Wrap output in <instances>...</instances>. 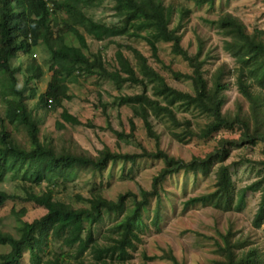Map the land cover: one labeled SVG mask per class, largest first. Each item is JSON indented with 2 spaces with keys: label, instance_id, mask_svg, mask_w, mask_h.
<instances>
[{
  "label": "trees",
  "instance_id": "trees-1",
  "mask_svg": "<svg viewBox=\"0 0 264 264\" xmlns=\"http://www.w3.org/2000/svg\"><path fill=\"white\" fill-rule=\"evenodd\" d=\"M203 1L210 4L208 10L217 6V0ZM45 5L46 0H0V94L6 101L3 111L0 110V207L11 197L22 200L30 198L31 202L46 210L41 216L30 220L24 218L28 212L27 207L12 210V215L20 223L17 229L21 236L16 238L0 230V244L12 247L9 253H0V264H23L26 248L33 252V264H70L58 259L44 261V250L41 251L37 242L60 238L63 243L72 246L71 243L81 239L85 228L89 229L90 237H94L96 230L105 239L106 243L99 244V249L112 263L149 264L145 260L140 263H133L132 260L142 234L147 231L146 227L158 224L159 208L156 217L150 222L147 219L153 200L161 203L165 180L181 171L193 174L196 178L208 176L217 165L211 188L184 201L183 208L187 210L200 203L223 214H244L247 194L259 193L260 201L250 229L236 228L231 219L225 231L219 232L214 239L215 251L220 256L216 260L217 264H264L263 245L254 243L251 236L252 229H259L264 223V29L249 31L246 24L232 13L209 19L208 22L225 37L223 48L234 59V65L228 62L219 64L209 78L204 65L211 58L216 59L217 55L204 52V40L201 38L197 51L190 53L183 45L185 33L180 32L182 21L169 28L172 8L150 0H117L116 5L119 12L126 13L128 21L148 16L143 21L128 24H132L134 30L130 35L148 42L151 48L149 55L138 47H129L132 49L130 56L119 49L112 64L101 53L87 57L81 50H72L61 41H55L58 49L70 56L74 70L82 72L86 68H89L88 71L98 68L105 77L112 80L119 90L117 106L130 108L135 117L141 118L148 137L156 142L154 150H147L142 144L140 152L112 150L105 145L97 150V154H93L78 144L72 135L73 130L67 124L73 127H97L93 123L94 117L82 121L78 115L66 112L61 116L63 120L56 122L55 130H44L42 125L47 115L35 111L26 101V87L30 77L23 69L24 61L19 59L18 51L24 48L23 56H26L29 49L19 39V32L25 26L27 29L29 25H37L33 15L39 12L43 17V12L47 11ZM181 12L184 15L187 10ZM138 29L142 31L138 32ZM161 42L169 43L171 52L182 59L187 70L176 69L175 64L178 62L175 59L171 64L164 63L160 51ZM169 72L176 80H190L193 92L174 87L170 83L172 78L166 75ZM20 74L25 76L23 84ZM133 87L138 89L137 92ZM232 88H236L245 98L247 107L238 99L232 107H227L228 91ZM32 92L35 93V90L32 89ZM61 94L52 91L45 96H53L58 103ZM66 97L70 98L67 92ZM178 107H181V112L193 110L199 116H207L204 126L196 132L192 119H179ZM101 114L106 116L107 127L117 133L119 138H135L138 129L133 117H130V133L126 134L124 129H113L112 111L106 106L101 108ZM154 119L158 122L166 119L174 128L171 131L172 137L181 146L187 145L194 138L212 137L218 140V145L205 156H193L186 161L161 146V135L156 130V124L159 123L155 124ZM19 125L27 128L26 144L13 130V127ZM223 131L237 136L225 137ZM258 145H261L260 155H257ZM241 148L250 151V155L238 153L239 159L232 163L239 165L247 162L255 171L256 178L239 188L230 170L229 159L234 150ZM144 156L160 159L164 164L153 178L150 190L137 183L136 191L128 190L112 200L105 196V189L94 182L89 196L78 195L83 205L74 206L63 198H57L61 190L66 191V183L75 180L80 172L99 173L101 176L118 162L134 165ZM132 172L131 168L129 174ZM6 174H11L12 179L22 180L23 195L9 193L10 188L4 182ZM26 176L36 179L40 184L46 181V191L26 198ZM108 219L112 224L100 232V226ZM167 256L173 262L182 264L171 253ZM72 258L85 264L78 253L72 255ZM99 258H102L101 254ZM144 258L151 260L153 257L144 254Z\"/></svg>",
  "mask_w": 264,
  "mask_h": 264
},
{
  "label": "rangeland",
  "instance_id": "rangeland-1",
  "mask_svg": "<svg viewBox=\"0 0 264 264\" xmlns=\"http://www.w3.org/2000/svg\"><path fill=\"white\" fill-rule=\"evenodd\" d=\"M216 2V8L208 10L210 7L208 3L199 7L194 0H166V3L173 7L182 3L183 8H189L191 11V19L187 25L183 40L184 47L187 48L190 53H195L199 47V39L201 38L204 40V52L217 55L216 59L211 58L204 65L208 78L213 70L222 62H228L230 65H234L233 57L223 48L225 37L208 22L209 19L220 17L226 13H232L246 24L249 31H253L256 28L264 29L263 0H217ZM88 13L96 19L107 22H114L118 19L114 17L112 3L109 1H105L99 7L89 9ZM180 19V14L176 13L174 15L175 23L182 21ZM127 43L138 47L142 52L148 55L151 54L150 45L145 40L132 38L128 40ZM96 46L97 43L92 42V48L95 49ZM43 47L44 45L38 46L36 58L38 63L46 70L47 66H45V63L49 59V56L43 50ZM114 51L115 48H112L108 55L111 56ZM160 51L164 63L171 64L173 59H175L178 62L175 64L176 69H181V71L187 70V65L182 59L171 52L169 43L161 42ZM18 57L20 60L23 59V69H26L27 64L30 62V58L28 56H23L21 51L18 53ZM152 60L154 59L152 58ZM106 61L113 64L114 58L107 57ZM152 64L155 65L153 62ZM169 73L170 74L166 73V75L172 78L170 83L174 87L193 92V86L190 80L185 78L176 80L175 77H173L174 75H171V72ZM19 77L21 84H23L25 76L20 74ZM77 84L83 89L91 86L90 80L78 81ZM1 88L2 86H0V89ZM37 88L38 94L43 92V87L40 86ZM137 88L140 87L137 86ZM137 88L133 87V90L137 92ZM257 90H260V88H257ZM75 92L77 93V91ZM228 97L229 102L227 107H232L237 99L244 107L248 105L245 98H243L236 88H232L228 91ZM15 99L20 100V98ZM37 101L38 97L36 96L28 102L31 106H34ZM105 101L108 102L109 108L112 111L113 129H118L120 131L124 129L126 134L130 133L132 127L130 117H133L134 124L138 129L135 131V138H119L117 133L107 127L108 123L106 121V116L101 114V109H95L93 105L86 103L81 96H77L71 100L64 101V107L67 108L70 113L78 115L82 121L94 117L93 123L97 126L79 125L73 127L67 124V126L73 130L72 135L81 147L89 150L93 154H97V150L103 148L105 145H108L112 150L140 152L142 150L140 144L146 147L147 150L156 149V142L154 139L148 137L144 122L141 118L135 117V114L130 108L125 106L118 107L117 100L112 97L105 98ZM5 105L6 101H4L3 96L0 94L1 111H3ZM180 110L181 107H178L177 115L179 119H192L194 124L193 127L196 132L204 126L207 116H199L196 114L197 112L193 110L188 112H181ZM61 113L62 109L51 112L43 122V129L50 128L55 130L56 122L58 120H63ZM154 122L155 124L159 123L156 124V130L161 135V146L170 151L173 155L183 158L186 161L192 159L193 156L203 157L208 152L214 150L218 145V140L212 137L208 139L194 138L187 145L181 146L177 140L172 137L171 131L174 130V128H172L171 124L167 122L166 119L160 122L154 119ZM13 130L18 138L26 144L27 128L24 125H19L17 128L13 127ZM222 133H224L225 137L237 136L236 134L232 135L228 131H223ZM260 149L261 145H258L257 155H260ZM238 153L250 155L251 152L244 148L237 149L234 150L232 157L229 159L233 178L240 188L251 183L256 178V173L247 162L239 165H234L232 163L233 160L239 159ZM163 165V161L160 159H151L144 156L139 158L134 165H132V163L123 164L118 162L116 165H112L105 170L101 176L99 173L80 172L75 180L66 183V191L61 190L57 197L63 198L76 206L81 205L82 203L78 195L89 196L94 182H96L98 186H102L105 189V196L112 200L117 199L121 193L128 190L136 191L137 183L145 187V189L150 190L153 178L158 175ZM217 167L218 165L208 176L196 178L193 174L181 171L165 180L158 225L149 226L147 231L141 236L142 240L138 244L137 251L134 253L133 263H140L145 260L149 264H178L167 256L171 253L182 264H217L216 260L219 259L220 256L217 255L215 251L216 244L214 238L218 237L219 232L225 231L229 221L232 219L238 229H250L253 214L260 201L259 193L250 192L247 194V207L244 214H223L211 206H202L200 203L184 210V201L211 188V183L215 178ZM131 168L133 172L129 174ZM46 184V182H43L41 187H35V189L45 188ZM6 186L10 189L12 188L10 184H6ZM12 186H17V183H14ZM157 205V201L153 200L150 212L148 213L150 217L154 216V209ZM26 207L28 212L24 215L25 219H33L34 217L41 216L45 212L43 206L42 208L35 205L33 202L26 203V201L22 199L10 198V200L6 201L5 204L0 207V230L17 236L19 234L17 226L20 225V223L18 219L12 215V210L15 209V211H17ZM147 221L150 222L149 219H147ZM111 224L112 221L109 219L103 222L100 226V232H104V229H107ZM19 235H21V232ZM251 236L254 243H261L264 248V223L259 229H252ZM9 250V245L0 244V253H6ZM144 254L153 258L151 260L145 259ZM54 256L55 252L49 253L46 256V260ZM24 264H29L28 254L24 256Z\"/></svg>",
  "mask_w": 264,
  "mask_h": 264
},
{
  "label": "clouds",
  "instance_id": "clouds-1",
  "mask_svg": "<svg viewBox=\"0 0 264 264\" xmlns=\"http://www.w3.org/2000/svg\"><path fill=\"white\" fill-rule=\"evenodd\" d=\"M56 1L57 2H54V0H46L45 6L47 11L43 12V17L39 12L36 15H33L37 25H29L27 29L25 26L19 32L21 34L19 39L24 43L25 46H27V49H29V51H26V53L29 52V54H26V56L30 58V62L27 64L26 69L24 68V70H26L27 76L30 77L26 87L27 104L30 107H33L35 111L45 113L47 116L51 114V112L62 109V116L63 113H70L68 109L64 107V101L81 96L86 101V103L93 105L94 108L97 106L101 109L103 106H106L109 110H111L109 108L108 102L105 101V98L112 97L115 100L117 99L119 90L115 83L105 77L98 68H93L91 71H88L89 68H86L87 70L84 69L82 72L74 70L71 66L70 56L64 54L63 51H60L55 44V41H61L64 45L72 50L79 49L87 57H92L97 53H101L104 55L105 59L107 57L114 58L116 56L117 50L119 49L122 50L126 56H130L132 54V49L129 47L134 48L135 46L127 43V41L138 37L130 35L134 30L131 28L132 24L128 23H133L134 21H143L148 16H144L140 20L128 21L126 13L118 11L116 6L117 0H102L101 2H98V0ZM105 1L112 3V10L114 11V17L118 18L117 21H103L101 19H96L88 13L89 9L93 7H99ZM194 1L199 7L208 3L203 0ZM150 2L160 5L162 4L163 7L166 6L172 8V22L169 25V28L175 27L180 22L178 21L175 23L174 20V15L179 13L181 16L180 20H182L183 23L180 32L185 33L187 25L191 19V11L189 8H183L182 3H179L176 7H173L172 5L167 4L166 0H150ZM182 10H187V12L182 15ZM140 31L142 30L138 29V32ZM92 42L97 43L95 49L92 48ZM40 45H44L43 50L49 56V59L45 63V66H47L46 70L43 69L42 65L38 63L36 58L37 49ZM112 48H115V51L111 56H109L108 53L112 50ZM20 51L24 55V48ZM32 59L34 61H32ZM89 59L91 60V58ZM84 80H90L91 86L83 89L77 84L78 81ZM40 86L44 89L43 92L38 94L37 87ZM32 89L35 90V93L32 92ZM52 91L62 92L58 98V103H56L53 96H45L47 93ZM75 91H77V93ZM66 92L70 95V98L66 97ZM36 96L38 97V101L34 104V106H31L28 101L30 99H34ZM4 177L6 178L4 181L5 184H10L12 187L9 193L23 195L24 189L21 179H12L11 174H6ZM43 182L46 181H42L40 184L36 181V179L26 176V198L31 194H43L46 191V187L38 190L35 189V187H41ZM14 183H17V186H12ZM8 200H10V198ZM24 201H26V203H30L32 200L28 198L24 199ZM161 207L162 205L159 201L158 205L154 209V216L150 217V215H148L149 221L156 217L157 209L159 208L161 211ZM151 225L153 224H150L149 226ZM154 226L156 225L154 224ZM148 227H146V230ZM18 233L20 234L19 231ZM19 234L14 236L19 238L21 236ZM59 239L60 238H55L54 240L53 238H50L37 242V246L41 247V251L44 250V261L51 262L55 259H58L70 264H81V260L72 258V255L78 253L85 264H90L93 262H96L97 264H104V262L107 264H114L107 258L106 254L101 249H99V244L106 243V241L103 237H101L100 234H97L96 230L94 237H90L89 229L85 228L81 239L71 243L72 246L63 243V241ZM11 250L12 247L10 246V250L5 254L9 253ZM52 252H55V256L49 260H46V256ZM25 254L29 255V264H33L31 261V254L33 255V252L30 248H26L22 258V263L24 264ZM100 254L102 255L101 259L99 258ZM96 258L100 260H97Z\"/></svg>",
  "mask_w": 264,
  "mask_h": 264
}]
</instances>
